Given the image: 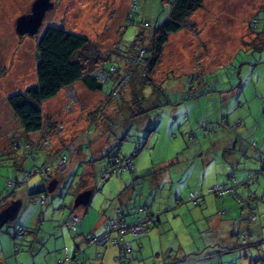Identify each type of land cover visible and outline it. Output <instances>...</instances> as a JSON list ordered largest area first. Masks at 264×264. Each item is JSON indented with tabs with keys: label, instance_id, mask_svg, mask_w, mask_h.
<instances>
[{
	"label": "rangeland",
	"instance_id": "1",
	"mask_svg": "<svg viewBox=\"0 0 264 264\" xmlns=\"http://www.w3.org/2000/svg\"><path fill=\"white\" fill-rule=\"evenodd\" d=\"M52 1L39 32L30 36L17 34L16 21L31 13L35 0H0V199L12 194L23 203L18 217L0 229V264L14 263L15 254L33 264H120L117 247L88 245L85 235L101 236L118 207L133 221L144 206L160 221L144 235L126 236L134 239L135 251L127 256L133 264H151L162 250L168 263L264 259V0H206L186 28L171 35L153 75L156 84L141 89L148 110L139 115L126 106L141 87L139 68L133 79L118 83L122 103L106 96L111 82L101 92L82 83L62 90L42 105L58 131L29 133L32 147L40 149L25 155V148L14 146L28 133L8 97L36 83L37 44L48 26L90 38L103 56L118 49L113 61L120 64L141 31L136 43L151 41L154 29L143 28L144 21L162 23L171 10L163 0L137 6L136 0ZM137 144L145 147L133 159L135 169L101 183L108 155L131 156ZM58 149L72 151L69 161H60ZM43 166L51 169L46 179L40 173L27 178ZM56 177L60 183L49 192ZM17 181L23 184L16 187ZM216 187L232 194L212 191ZM89 188L90 203L76 207L77 195ZM37 190L47 193L45 204L31 199ZM75 212L83 216L79 231L69 227ZM16 227L24 235L17 236ZM244 235L259 245L237 248ZM136 240L146 242L142 251Z\"/></svg>",
	"mask_w": 264,
	"mask_h": 264
},
{
	"label": "trees",
	"instance_id": "2",
	"mask_svg": "<svg viewBox=\"0 0 264 264\" xmlns=\"http://www.w3.org/2000/svg\"><path fill=\"white\" fill-rule=\"evenodd\" d=\"M138 1L139 0L135 1L136 6ZM163 2L171 5L169 16L162 23L159 24L158 23L154 24L150 22V20H145L143 23V28L144 26H146L148 30L154 29V33L151 41L145 45L143 44L144 42L139 44L136 43L138 41V38L142 37L143 31H141L138 34L136 41L133 42L130 50H127L125 54L120 55V57H122V62L120 64L113 61L114 59L113 56L114 54L116 55L118 53V49L114 53H108L106 56H103L98 46L95 43H93L90 38L69 32L64 28L48 26L44 30L42 35L39 37L37 44L36 83L29 86L25 91L13 93L8 97V103L12 108L13 112L20 119L24 130L28 134L34 132H42V133L51 132L50 130H55V129L58 131L59 125L57 124V122L51 121L50 119L48 120L45 119L42 105L44 102L55 98L62 90L73 89L79 83H82L85 86V88H87L90 92H101L105 88L104 86L108 82H111V87L108 90L106 96L112 99L114 98L120 103H122L120 100L123 99L122 98L123 91H121L118 88V83L122 78L128 81L133 79L134 78L133 71L135 72L136 68L141 69V72L138 69L140 75H138V79H136V82L141 83V87L139 88L138 86V90H135L132 93L131 99L133 101L129 105L126 104V106L134 110L133 112L136 115H139L142 111H147L148 109L144 108L145 106L144 101L146 100V98L141 96V89L145 85H147V83H151L153 85L156 84L153 81L154 79L153 75L161 63L165 47L169 43L171 35L176 34L182 31L183 29H185L186 26L188 25L191 16L204 6L206 0H163ZM136 10H133L129 13L127 21L135 17L134 13L136 12ZM144 36H146L145 33ZM131 52H132L131 55H127L128 53ZM124 63L125 64L130 63L129 65L132 68H130V70L128 71L121 72L123 65H125ZM116 73L118 75L120 73L121 75L120 79L115 77ZM32 146L33 145L31 141L29 139H26L24 142H21V144L16 143L14 147L15 149L25 148L24 149L25 153L28 155L29 153L34 154L33 152H35L36 149L38 150L40 149L36 146L34 147ZM144 147L145 146L143 144H137L131 156L118 157V156H110L109 154L108 155V157H110L109 168L106 171V173H104L100 182L101 183L106 182L104 181V179L107 175L110 176L111 178L113 174H122L126 170H132L131 168H128L120 173H116L114 171L119 161L131 160L132 163L134 164L133 161L134 157L139 152H141L144 149ZM67 150L70 149L57 151L56 155L59 157L60 161L62 160L63 157H66L67 161H69L72 151L70 150V152L67 155H65ZM41 171L45 172V177L43 175L42 177L46 179L51 169L49 166L36 168L32 171V173L27 172L28 173L27 178L35 173H40ZM261 171L264 173V161L262 163ZM249 174L250 177L248 175V180L253 177L252 173ZM248 180L243 181L242 183H245L246 185V182ZM22 184L23 183H20L19 181L15 182L16 187H20ZM97 186H99L98 183L96 184V188H98ZM91 189H93L94 191V188ZM224 189L230 190L228 188H224ZM212 191H215V189H212ZM46 194L47 193L45 191L42 192L41 190L35 192L32 191L29 193L31 199L40 197L41 202L43 204H45L47 201ZM11 195L12 194H9L6 197L0 199V207L4 203L10 200V197H12ZM41 196H44L45 200H43ZM190 198H194V195ZM12 199H16V198H12ZM241 199L242 201H244L242 197ZM147 213H148L147 207L144 206L139 209L138 217L135 220L130 221L127 215L124 213V211L118 207L116 208L115 215L111 218H108L105 225V231L103 232V234L101 236L87 234L85 235V240L87 244L90 245L92 244L91 240L94 237H101V238L105 237L107 235L106 229L109 226L111 220L117 219L121 223L125 224L126 227L128 228V232H126L125 235L123 234V238L124 240L130 242V240H128L126 236L128 234L135 235L130 231V225L132 223H135L139 220H150V223H148L145 226L144 232L136 235V236H141L146 234L152 228V225H155L157 224V222L160 221V214L155 215V214H151V213L147 214ZM72 214L69 217V223L71 222ZM255 215H256L255 213L252 212L249 213L248 221L250 223H253L252 221L255 219ZM82 220H83V216H82ZM80 227H82V222L77 224L76 229L73 228L71 229L73 231H79ZM24 232L25 231L23 227L15 228V234L17 236L24 235ZM114 236H116L115 233L112 234L110 238L112 239ZM244 237H246L245 242H243ZM240 238L242 239V241L241 244H238L237 248L240 247L248 248L254 245L255 246L259 245V242H251L250 237L247 235H244ZM100 244L106 246L109 244L117 247L118 254L116 258L119 260L120 264H133V262H130L131 258L129 257L127 258L129 254L135 251L132 243H131L132 250L128 252H124L123 254H120V249H121L120 247L110 242L100 243ZM15 250L16 252H18L21 251V248L16 247ZM99 254L102 255V252ZM188 260L189 258L182 260H175L167 264H184ZM256 262H262L264 264V259H253L252 264H255ZM58 264H63V261H59Z\"/></svg>",
	"mask_w": 264,
	"mask_h": 264
},
{
	"label": "water",
	"instance_id": "3",
	"mask_svg": "<svg viewBox=\"0 0 264 264\" xmlns=\"http://www.w3.org/2000/svg\"><path fill=\"white\" fill-rule=\"evenodd\" d=\"M54 7L52 0H35L31 13L20 16L16 21V32L19 35H36L43 24L46 13ZM59 184L58 179H52L47 187L49 192H53ZM93 189L81 191L76 199L75 206H87L93 196ZM21 199H12L0 207V229L7 223L13 222L19 215L22 208ZM209 254V253H208Z\"/></svg>",
	"mask_w": 264,
	"mask_h": 264
},
{
	"label": "built area",
	"instance_id": "4",
	"mask_svg": "<svg viewBox=\"0 0 264 264\" xmlns=\"http://www.w3.org/2000/svg\"><path fill=\"white\" fill-rule=\"evenodd\" d=\"M136 6V5H135ZM67 159L66 157H63L61 162H66ZM128 168H131L132 170L135 169V165L132 163L131 160H122L118 162V165L115 167L114 171L116 173H120ZM48 169V168H47ZM44 177H45V172L41 171L40 172ZM108 179H110V176H106L104 181H108ZM215 191H224V187H216L214 188ZM43 200H45L44 196H41ZM82 222V215L80 214H72L71 216V222L69 224L70 228L76 229L77 224ZM150 223V220H139L135 223H132L130 225V231L131 233L137 235V234H141L144 232L145 230V226ZM128 232V228L126 227L125 224L121 223L120 221L116 220H111L109 226L106 229V236L105 237H94L91 242H97V243H107L110 242L118 247H120V254H123L124 252H128L132 250V245L129 241L124 240L123 238V234L125 235V233ZM116 234V236H114L112 239L110 238V236L112 234ZM245 242L246 241V237H244L243 239ZM210 256V254H206L205 257ZM184 264H193L192 260L189 259L186 263ZM255 264H263L262 262H256Z\"/></svg>",
	"mask_w": 264,
	"mask_h": 264
},
{
	"label": "crops",
	"instance_id": "5",
	"mask_svg": "<svg viewBox=\"0 0 264 264\" xmlns=\"http://www.w3.org/2000/svg\"><path fill=\"white\" fill-rule=\"evenodd\" d=\"M90 92V91H89ZM55 99V98H54ZM51 100H53V99H51ZM34 133H39V134H41L42 132H34ZM34 133H30V134H34ZM30 134H27V137H26V139H30L31 138V135ZM46 134V133H45ZM15 148V147H14ZM58 151H61V150H59L58 149ZM25 155H27L26 153H25ZM38 191V190H37ZM11 198V197H10ZM15 198V197H14ZM12 199V198H11ZM39 199H40V197H39ZM70 227V226H69ZM137 239V238H136ZM134 240V239H133ZM133 240H131L130 242L132 243V245H133V247L135 248V246H134V242H133ZM20 242H22L23 244H27L28 243V241H27V239H24V240H20ZM138 245H140V249H141V251H142V247L145 245V243L146 242H144V241H141V242H139V240H136L135 241ZM29 244V243H28ZM137 245V246H138ZM25 246H27V245H25ZM112 246V245H111ZM118 249V248H117ZM31 250V249H30ZM135 250V249H134ZM19 252V251H18ZM165 251L164 250H162L161 252H157V253H153L154 255H156L157 257H156V259L154 260L153 259V257H152V259L150 260L151 262V264H167L168 263V261L169 260H167L166 258H165V256H166V253H164ZM27 253H28V251H27ZM99 253H101V252H99ZM98 253V255H100V256H102L101 254H99ZM103 255H104V253H102ZM117 254H118V252H117ZM162 255H163V257H162ZM13 258L15 259V262L14 263H12V264H33V262H35V261H30L29 260V262H26V261H19V258H18V256L15 254L14 256H13ZM173 259V258H172ZM175 259H178V258H175ZM9 262L10 261H7V260H5V264H9Z\"/></svg>",
	"mask_w": 264,
	"mask_h": 264
},
{
	"label": "flooded vegetation",
	"instance_id": "6",
	"mask_svg": "<svg viewBox=\"0 0 264 264\" xmlns=\"http://www.w3.org/2000/svg\"><path fill=\"white\" fill-rule=\"evenodd\" d=\"M60 171H61V169H60ZM57 179V178H56Z\"/></svg>",
	"mask_w": 264,
	"mask_h": 264
}]
</instances>
